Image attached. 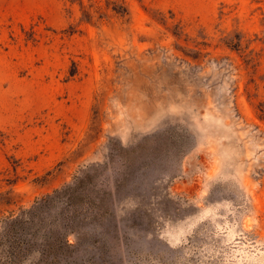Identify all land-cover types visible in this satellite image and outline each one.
<instances>
[{
    "label": "rangeland",
    "instance_id": "obj_1",
    "mask_svg": "<svg viewBox=\"0 0 264 264\" xmlns=\"http://www.w3.org/2000/svg\"><path fill=\"white\" fill-rule=\"evenodd\" d=\"M125 1L0 0V221L82 177L26 264H264V0Z\"/></svg>",
    "mask_w": 264,
    "mask_h": 264
},
{
    "label": "trees",
    "instance_id": "obj_2",
    "mask_svg": "<svg viewBox=\"0 0 264 264\" xmlns=\"http://www.w3.org/2000/svg\"><path fill=\"white\" fill-rule=\"evenodd\" d=\"M72 4H78L81 11V18L86 22L102 21L111 15L126 16L128 7L125 0H88L89 4L84 5L83 0H70ZM71 73L70 76H73ZM258 119L264 122V107H258ZM87 176V175H86ZM84 184L82 177H76L74 182L62 189L55 190L52 194L46 195L27 210L17 214H10L0 221V264H26L28 256L34 252V244L30 241L34 233H27L33 223V217L43 207H46L58 196L66 197V209H72V214L77 215L82 205L83 196L74 195ZM29 234V237H27ZM37 253L41 255L39 261L45 264H57L59 257L68 253L72 245L68 243L66 233L56 236L45 237L40 244ZM43 256V258H42ZM29 264V263H28ZM30 264H34L31 263Z\"/></svg>",
    "mask_w": 264,
    "mask_h": 264
}]
</instances>
